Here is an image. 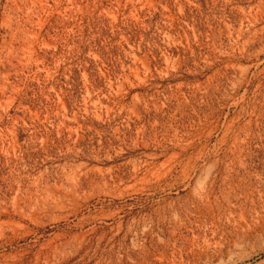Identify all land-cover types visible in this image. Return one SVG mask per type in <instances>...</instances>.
<instances>
[{
  "label": "rangeland",
  "instance_id": "374dc122",
  "mask_svg": "<svg viewBox=\"0 0 264 264\" xmlns=\"http://www.w3.org/2000/svg\"><path fill=\"white\" fill-rule=\"evenodd\" d=\"M0 264H264V0H0Z\"/></svg>",
  "mask_w": 264,
  "mask_h": 264
}]
</instances>
